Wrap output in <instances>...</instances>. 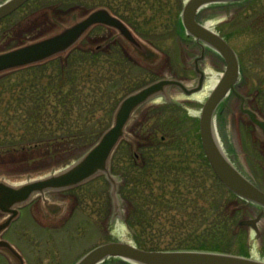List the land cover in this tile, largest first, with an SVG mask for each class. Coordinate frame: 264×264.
Here are the masks:
<instances>
[{
    "label": "rangeland",
    "instance_id": "obj_1",
    "mask_svg": "<svg viewBox=\"0 0 264 264\" xmlns=\"http://www.w3.org/2000/svg\"><path fill=\"white\" fill-rule=\"evenodd\" d=\"M187 1L28 0L1 19L0 53L55 34L98 7L109 8L129 25L144 48L138 53L115 30L94 26L66 58L0 75L1 178L20 184L71 165L97 140L99 129L109 125L116 105L153 81L170 78L194 87L198 76L193 61L201 48L181 23ZM263 13L264 0L239 7L214 4L201 9L197 21L213 22L212 31L237 54L240 77L235 90L249 97L251 108L264 117ZM199 67L204 81L209 73L221 79L225 63L206 47ZM61 70L73 71L77 86L70 90L65 85L62 91L76 94L84 86L82 104L48 116L52 106L44 103L50 105L46 96L64 78ZM165 96L133 113L111 160L114 188L100 174L61 191L73 203L52 201L66 213L50 224L42 222L46 228L34 219L36 206L35 215L31 205L21 208L3 239L18 250L24 264H74L88 250L109 242L142 245L149 251L223 252L264 262V214L255 228L240 225L256 219L260 209L220 183L202 148L199 118L208 96L191 100L177 88ZM84 103L90 110L80 108ZM239 105V98L229 93L218 106L216 137L234 168L264 192V142ZM70 126L73 133L67 136ZM72 207V218L62 225ZM36 218L40 222V216ZM116 224L127 242L115 234ZM10 259L0 253V264ZM103 264L127 263L114 259Z\"/></svg>",
    "mask_w": 264,
    "mask_h": 264
},
{
    "label": "water",
    "instance_id": "obj_2",
    "mask_svg": "<svg viewBox=\"0 0 264 264\" xmlns=\"http://www.w3.org/2000/svg\"><path fill=\"white\" fill-rule=\"evenodd\" d=\"M28 0H5L0 3V20ZM244 0H188L182 11L181 20L186 35L196 40L201 54L195 58L197 84L187 88L181 81L164 78L153 81L126 95L113 111L110 125L97 141L74 163L51 174L20 184H12L0 178V213L5 217L0 221V233L6 230L11 221L18 215V207L26 204L36 195L46 192L67 190L83 184L90 179L104 174L114 188L115 181L110 174V161L119 143L125 135L126 127L137 108L156 97H164L170 88H177L185 95L200 91L204 73L199 69L198 62L203 57L204 47L216 51L225 62V70L201 108L199 130L202 148L214 175L232 194L242 200L253 203L264 209V192L246 179L219 148L214 135V114L216 108L224 101L229 92L235 91L238 81V60L230 46L215 32L208 30L196 21L200 9L213 4H225ZM102 25L116 31L136 52L144 48L134 36L132 30L122 20L110 13L105 7L91 10L84 18L64 27L59 32L43 39L30 42L17 48L0 53V75L21 68L43 64L59 56H66L80 40L96 26ZM241 100L240 111L254 125L258 136L264 140V118L244 106ZM114 190V189H112ZM116 216V214L114 213ZM114 216V217H115ZM259 216L250 221H242L240 225H252ZM0 250L6 251L11 257L22 263L16 249L5 240H0ZM107 258H119L132 264H264L250 258L225 254L223 252L204 250H160L146 251L123 242H111L99 245L80 257L74 264H98Z\"/></svg>",
    "mask_w": 264,
    "mask_h": 264
},
{
    "label": "trees",
    "instance_id": "obj_3",
    "mask_svg": "<svg viewBox=\"0 0 264 264\" xmlns=\"http://www.w3.org/2000/svg\"><path fill=\"white\" fill-rule=\"evenodd\" d=\"M73 52V51H72ZM58 59H54L51 61H55ZM60 60V59H59ZM49 61V62H51ZM47 62V63H49ZM46 64V63H45ZM44 65V64H42ZM39 65V66H42ZM39 66H34V67H39ZM32 68V67H30ZM61 73L64 74V78L61 80V83L58 85V87L56 88V91H54L53 93H50L48 96L50 101L48 105L47 103H44V105L46 106H52V110H48L49 111V115L48 116H55L56 114L60 113V109L62 110L63 107L69 110H72L73 105L77 104L80 105L82 104L80 102V93L83 90L84 86H81L79 88V90H75V93L73 91H69L68 89H66V91H62L65 85H69L70 90L76 89V87H74L75 85V79L73 78V71H68V70H61ZM87 73H86V77H87ZM83 76L80 78L78 85L81 83ZM84 82H87L86 80H84ZM89 82V81H88ZM94 88L98 87L96 85H93ZM68 104V105H66ZM89 104L84 103L80 108H82V110H90L89 109ZM111 112V111H110ZM108 125H106L104 128H100L99 131L102 132ZM67 131V136L71 135L73 133V126L67 127L66 129ZM141 245V244H139ZM138 245V246H139ZM142 246V245H141ZM140 246V247H141ZM143 247V246H142ZM149 247V246H146ZM150 249H154V248H150Z\"/></svg>",
    "mask_w": 264,
    "mask_h": 264
},
{
    "label": "flooded vegetation",
    "instance_id": "obj_4",
    "mask_svg": "<svg viewBox=\"0 0 264 264\" xmlns=\"http://www.w3.org/2000/svg\"><path fill=\"white\" fill-rule=\"evenodd\" d=\"M254 0H246V1H239V2H234V3H228V4H225L227 7H239V6H248L249 4H251V2H253ZM262 16H264V13H263V15ZM238 63H239V73H240V60H239V58H238ZM200 64V63H199ZM241 97L242 98H244V106H246V107H248L249 109H251V110H253L252 108H251V106L249 105V102H250V98L249 97H247L246 95H244V94H242L241 95ZM240 100V99H239ZM240 103H241V100H240ZM254 111V110H253ZM249 121V120H248ZM250 122V121H249ZM251 123V122H250ZM252 124V123H251ZM253 126V125H252ZM59 194H61V196H63V197H61L60 199H59V197H56V196H50L49 197V199L51 200V201H65L66 203H73V200H69L68 198H66L65 196V194H63V193H59ZM74 201H75V198H74ZM29 205H31V213H32V215L34 214L35 215V211L33 210V208H34V206H36V208H37V211H38V213H37V215L36 216H40V222L37 220V218H36V216H34V219L36 220V222L40 225V226H42L43 228H46V227H48V226H45L43 223H49L48 221H50L51 222V216H52V214L51 213H53L54 211H53V209L52 208H50V207H48V206H44L43 205V203H42V201H41V199H37V200H34L31 204H29ZM68 205H71V204H68ZM74 209H75V207H72L70 210H68L67 212V216L65 217V215L63 216V220H64V222L62 223V225L64 224V223H66L67 222V220L68 219H70V218H72V215H73V213H74ZM33 210V211H32ZM42 212V213H41ZM66 213V212H65ZM43 222V223H42ZM46 223V224H47ZM50 224V223H49ZM107 260H110V261H112L113 262V260L112 259H107ZM106 260V261H107ZM106 261H104V262H102L101 264H103V263H105ZM7 263V262H6ZM8 264V263H7ZM9 264H10V262H9Z\"/></svg>",
    "mask_w": 264,
    "mask_h": 264
},
{
    "label": "bare ground",
    "instance_id": "obj_5",
    "mask_svg": "<svg viewBox=\"0 0 264 264\" xmlns=\"http://www.w3.org/2000/svg\"><path fill=\"white\" fill-rule=\"evenodd\" d=\"M5 1V0H3ZM1 1V2H3ZM0 2V3H1ZM204 25L205 28H207L208 30H212V25H213V22H207L205 21L204 23H202ZM219 76L213 74V73H209L207 78L205 79L204 83H203V87L200 91L190 95V99L191 100H195V101H199V100H203L205 99L210 92H212V90L214 89V87L217 85L218 81H219ZM213 126H214V135L216 137V131H215V124L213 122ZM218 136V135H217ZM216 142L218 143V146L219 148H221L220 145H222V142L220 140V137H216ZM260 210V213L261 214H264V209L262 208H259ZM115 234L123 241H126L127 242V238L126 236L124 235V231L122 230V227L119 226V224H116L115 226ZM129 244V243H128ZM108 259H111V258H108ZM113 260V259H112ZM114 261V260H113Z\"/></svg>",
    "mask_w": 264,
    "mask_h": 264
}]
</instances>
